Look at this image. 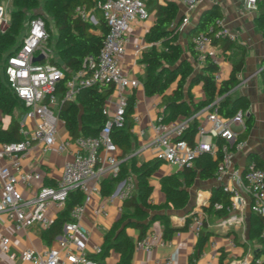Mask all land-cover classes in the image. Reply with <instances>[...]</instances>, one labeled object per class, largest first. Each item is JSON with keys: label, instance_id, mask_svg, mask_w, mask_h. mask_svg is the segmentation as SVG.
Returning <instances> with one entry per match:
<instances>
[{"label": "built area", "instance_id": "obj_1", "mask_svg": "<svg viewBox=\"0 0 264 264\" xmlns=\"http://www.w3.org/2000/svg\"><path fill=\"white\" fill-rule=\"evenodd\" d=\"M6 1L0 0V34L4 32L2 27L8 25L4 7ZM149 1L151 0L99 1L96 6L107 31L97 57L88 56L77 71H69L52 63L48 26L40 14L27 22V29L19 47L6 58L4 71L8 85L25 109L18 118L21 140L0 143V215L5 217L15 231L38 228L43 232L52 224L46 216L49 207L52 206L56 214H59L64 210L71 192L78 191L83 196L81 204L73 207L69 220L64 222L61 233L41 252L24 250L16 254L10 250L8 239L0 235V252L10 260L19 258L32 264H101L90 258L91 255L87 251L91 230L82 223V217L86 206L91 203L92 196L100 197L101 181L105 178H118L120 166L127 159L119 157L110 130L112 126L117 128L124 126L128 108L127 98L133 90L141 86L140 80L128 78L121 73L120 63L130 40L131 24L148 19ZM171 1L183 8L182 19L178 24L176 22L171 24L177 33H182L190 23L192 12L204 0ZM260 2L264 0H242L243 9L247 13H256ZM73 14L83 22L96 23L93 11L85 5H77ZM218 25L215 32L211 30L208 34L197 32L190 38L197 68L209 60L219 69L221 60L227 52L223 51L220 45L213 44L214 40L226 39L242 45L222 26L221 21ZM145 48H137L135 55H139ZM39 56L42 59L34 61ZM215 79L217 82L222 81L219 72L216 73ZM105 84L112 85L113 88L111 95L104 102L102 114L106 121L98 134L95 137L73 138L66 132V138L59 139L57 125L60 123L65 127L64 121L58 115L61 106L74 101L80 89ZM135 108L133 103L132 109ZM244 115L245 112L238 110L231 117L225 118L216 108L207 106L190 117L174 121L164 122L157 116L152 126L153 140L144 150L149 151L155 161L182 170L191 168L194 160L202 153L216 157L218 152L216 140L220 139V161L214 172V181L223 192L229 193L230 197L229 205L226 207L227 215L221 218L217 225L227 229L242 221L236 210L239 193L245 192L249 196V211L262 218L260 237L264 240V167H256L251 162L241 170L232 168L233 152L245 147V142L239 138L233 127L243 124ZM133 120L136 121V118ZM193 120L197 123L195 133L191 139H185L184 136ZM52 146L55 147L57 154L65 157L60 177L54 185H42L34 196L23 198L18 188L30 187L31 181L38 180L40 175L38 172L24 169L22 162L29 158L34 147H39L41 152H44L52 149ZM135 185V177L130 175L117 181L113 193L97 205L95 213L106 217L107 204L114 199L123 202L134 192ZM206 203L203 198L197 199L187 214L189 230L196 238L206 220L203 210ZM213 209L219 211L223 206L216 202ZM117 210L121 212V206ZM54 243L57 247H53ZM156 245L169 247L171 241L147 232L141 240L135 242L134 251L149 252ZM211 247L214 248L212 243ZM91 253L99 255L101 247L94 246ZM261 263H264V258L256 259L253 264ZM153 264H172V260L155 259Z\"/></svg>", "mask_w": 264, "mask_h": 264}, {"label": "trees", "instance_id": "obj_2", "mask_svg": "<svg viewBox=\"0 0 264 264\" xmlns=\"http://www.w3.org/2000/svg\"><path fill=\"white\" fill-rule=\"evenodd\" d=\"M43 4L44 10L52 18L56 30L54 46L59 61L52 60V63L74 72L82 67L88 56L96 58L107 31L105 22L98 12L96 0H43ZM11 5L14 10L9 15L6 30L0 34V62L3 72H5L6 58L19 47L18 45L11 48V45L22 29L26 12L36 8L38 0H11ZM77 5H85L88 9H94L93 13L97 15L96 23L83 22L75 17L73 10ZM147 7L150 12H154V20L145 34V41L150 46L142 52L139 59V63L144 65V75L140 78V82L146 96L160 97L157 116L161 117L164 122L174 121L178 118L190 117L207 106L216 108L217 112L225 118L231 117L238 110L245 112L247 110L246 99L241 96L231 97V91L240 81L239 75L243 71L245 51L240 50L239 57L232 62L229 77L217 82L215 75L218 72V67L209 60L199 66L197 71H194L189 62L183 58L182 48L178 43V33L174 27H171V24L177 22L178 19L176 4L171 0L163 2L151 0L147 2ZM35 15L37 14L30 16L27 22ZM221 19L222 13L217 5L201 12L195 25V31L190 30L185 33L186 48L190 54L194 55L190 43L191 36L197 32L204 34H208L210 30L215 32ZM256 25L264 39V2L258 4ZM47 31L50 37L49 26ZM213 44L220 45L223 51H227L231 48L232 42L220 39L214 40ZM66 78H68V74H66ZM262 79L264 81V77ZM196 84L201 85L203 99L194 104L189 92ZM61 86L60 84V88ZM112 88V85L109 84L82 88L77 92L74 101L61 106L58 115L64 121L69 136L73 138L95 137L98 134L106 121L102 110L105 100L112 93ZM185 95L188 96V100L184 99ZM127 102L124 126L121 128L112 126L110 135L118 148L119 157L128 158L122 162L118 178H105L100 184V195L109 196L117 181L131 174L135 177V190L122 202L121 215L104 234L101 253L98 255L99 260H103L111 251L114 252L118 255V261L115 264H131L135 242L146 235L156 220L162 224V239L164 240H169L175 232L186 231L189 223L187 217L184 225L176 229L171 226L168 215L159 211L185 208L189 201L188 189L193 185L195 178L201 180L213 178L220 161L219 146L221 141L217 139L216 157H212L209 153H202L194 160L191 168H184L179 172L181 179H178L176 175L160 179V190L166 200L160 206L153 205L150 200L153 188L149 178L160 162H141L138 165L134 157H129L134 143V137L130 133L133 126V95L127 98ZM24 109L23 103L11 91L5 76L4 82L0 80V116L9 117V122L6 127H3L0 121V143H13L21 140L18 132V118ZM251 120L249 113L244 122V130L240 133L242 139L246 137L251 127ZM196 125V121L193 120L184 136L185 139L193 137ZM251 162L256 167L264 166L253 154L246 157L245 166ZM229 197L230 194L223 192L220 187H213L207 203L203 206L205 214L213 213L219 221L227 215L226 207L229 205ZM82 200L83 196L78 191L69 194L64 210L59 213V217L46 231L39 234L42 241L50 245L54 238L61 233L64 222L69 220V214L73 207L81 204ZM216 202L223 206L222 210L213 209V204ZM250 213V237L263 244L260 252L264 253V240L260 237L262 218L255 213ZM127 228L137 231L136 241L127 234ZM205 228L204 221L195 245V253L189 257L190 260L199 256L209 239L210 231ZM90 258L94 259L92 255ZM99 260L96 261L99 262ZM219 264H222L221 261Z\"/></svg>", "mask_w": 264, "mask_h": 264}, {"label": "crops", "instance_id": "obj_3", "mask_svg": "<svg viewBox=\"0 0 264 264\" xmlns=\"http://www.w3.org/2000/svg\"><path fill=\"white\" fill-rule=\"evenodd\" d=\"M175 4L177 6V14L179 17L182 15L183 8L179 4ZM214 5H217L222 13V26L233 34L237 38V41L242 43V45L232 43L231 48L226 51L227 53L222 58L218 69L222 80H226L229 77L231 64L239 57L240 50L243 49L245 51L243 71L239 75L240 81L231 91V97L234 98L241 96L246 99L247 110L245 111L244 122L249 113L251 114L252 120L251 127L246 137L243 139L240 137V133L244 130V122L242 125H235L233 127L234 131L238 132L239 138L245 142V147L242 150L233 152L232 168L238 170L243 169L246 157L249 154L257 156L258 160L264 165V81L262 79L264 77V39L256 25L258 11L256 13L245 12L242 0H204L199 3L192 12L190 23L186 26L184 32H182L186 44L185 33L189 32L192 27L196 25L203 10ZM90 10L93 11L94 9ZM98 12L100 14L99 10ZM151 12L153 17L144 21H135L131 24L129 45L126 48L120 63L124 68L125 76L128 78L140 80L144 75V65L139 63V59L142 52L150 46L145 41V34L154 20V12ZM192 18H194V20H192ZM180 34L181 33H178L179 44H181L179 41ZM142 47L146 48L143 49L139 55H135V50ZM183 58L189 62L190 66L194 68V71L198 70L195 65V57L193 54L188 52ZM131 95H133V101L136 107L133 110L132 120L135 117L136 121L133 120V126L130 129V133L134 137V143L131 148L132 153L129 157H134L138 165L141 162L152 163L155 160L152 157H145L144 153L146 150H144V148L154 137L152 126L156 121L157 113L159 111L160 97L146 96L142 85L133 90L129 96ZM189 96L191 97L192 103L196 104L200 102L203 99L201 85H194L190 89ZM184 99L188 100V96L185 95ZM110 108L112 109L113 106L111 105ZM0 121L2 126L6 127L9 122V117L0 116ZM63 128L65 129L64 126ZM59 139L61 138L59 137ZM147 152L149 153V151ZM64 161L65 157L57 154L55 149H48L41 152L39 147H34L31 155L27 160L22 162V165L26 170L38 172L40 178L38 180H32L30 187L24 188L20 186L18 188L22 197L30 198L34 196L42 185H54L56 180L60 177ZM159 168H161L163 172L157 177V184L152 185L150 183L153 188L150 200L155 206L164 204L166 200L164 194L160 190V179L169 175H176L178 179H181L179 173L181 170L161 163L156 170ZM130 176L133 175L131 174ZM213 187H219V185L215 183L214 177L208 180L195 178L193 185L188 189L189 201L185 208L180 210H161L159 212L168 215L171 226L179 229L184 225L187 214L190 213L192 207L196 204L197 199L203 198L204 202L208 201ZM114 188L115 185L113 186L111 194L113 193ZM100 197L104 199L107 196L100 195ZM120 206L122 208V202H119L117 199L108 203L106 206L108 215L106 217L96 214L95 206H86L88 210L86 211L85 208L82 223L91 230V236L94 240L90 241V239L88 243L89 246L92 244V249L94 246L101 247L104 234L121 215L122 211L119 212L117 210ZM248 206L249 196L245 192H240L236 213L241 215L242 221L227 229L218 227V220L213 213H208L206 215L205 229L210 231V236L206 244L203 246L201 251L202 254L200 253L201 255L196 259L192 258L190 260L189 257L195 253V245L198 237L196 238L192 235L188 223L186 231L175 232L171 236L169 239L171 241V246L163 247L156 245L149 252L134 251L131 264H153L155 259H171L172 264H219L220 261L222 264H253L256 259L263 260L264 253L260 252L263 244L256 241V239L251 238L249 234L251 213ZM59 215L60 214H56L52 206L46 211V216L52 221V223L56 221ZM126 232L134 241H136L137 231L135 229L127 228ZM148 232H152L162 238L161 222L159 220L154 221ZM40 233L41 232L38 228H31L26 231H15L5 217L0 215V235H3L8 239L10 250L16 254L24 250L41 252L46 249L49 245L42 241L39 236ZM211 243L214 245V248L211 247ZM51 244L52 242L50 245ZM88 253L92 255L94 259L99 260L98 255H93L90 251H88ZM257 254L259 255L256 256ZM221 257L222 259H220ZM117 261L118 255L112 251L103 260H99L101 264H115ZM0 264L32 263L22 261L19 258L10 260L6 255L0 252Z\"/></svg>", "mask_w": 264, "mask_h": 264}, {"label": "rangeland", "instance_id": "obj_4", "mask_svg": "<svg viewBox=\"0 0 264 264\" xmlns=\"http://www.w3.org/2000/svg\"><path fill=\"white\" fill-rule=\"evenodd\" d=\"M97 2H98V0H96V4H97ZM4 7H5V12H6V18H7L8 22H9V15L14 10V8L11 5V0H7L5 2V6ZM34 14H40V15H42L43 18L45 19V21L48 23V26L50 28L49 48L52 51V60L53 61H59V58L57 56V53H56V50H55V46H54L55 45V40H56V30L54 28V24H53L52 18L44 10L43 0H38V6L36 8H34V9H31V10H29V11L26 12V18H25L24 22L22 23V29L20 30L19 34L15 37V41L11 45V48H14L15 46H18L19 45L20 40H21L23 34L25 33V31L27 29V19L30 16L34 15ZM94 17H95V20H96L97 19V15L94 14ZM150 17H153V15H152V12H150L148 10V18H150ZM192 20H194V18H192ZM6 28H7V26L2 27L3 31L6 30ZM179 41L181 43L180 46L182 48V56L184 57V56H186L188 54V52H187L186 43H185V40H184V34L183 33L180 34ZM128 45H129V43L127 44V46ZM127 46H126V48H127ZM122 57H123V55L121 56V58ZM132 59H133V57H132ZM120 71H121V73L123 75H125L124 68L121 65H120ZM4 73L5 72H3L2 63L0 62V80L2 82L5 81ZM125 92H126V94H128V90H126ZM57 131H58V135H59V137L61 139H65L66 138V136H67L66 131H65V129L63 128V126L60 123L57 125ZM56 145H57V143L55 144V146ZM52 149H55V147L52 146ZM144 155H145L146 158L151 157V154L148 153L147 151L144 153ZM162 172H163V170L161 168H159L158 170H156V171L153 172V175L150 177V183L152 185L157 184V181H156L157 180V177H159ZM101 202H103V199L100 198L97 195H94V196H92V200H91V203L89 205L97 207V205L100 204ZM87 210H88V208H86V211ZM95 232H96V230H95ZM90 239H91L90 241H93L94 240L92 236H91ZM91 245L92 244H90V246H89V243L87 244V251H90V252L93 251ZM53 247H57V244L54 243L53 244Z\"/></svg>", "mask_w": 264, "mask_h": 264}, {"label": "water", "instance_id": "obj_5", "mask_svg": "<svg viewBox=\"0 0 264 264\" xmlns=\"http://www.w3.org/2000/svg\"><path fill=\"white\" fill-rule=\"evenodd\" d=\"M181 19H182V16H179L178 19H177L176 24H178V22H179ZM191 30L195 31V25L192 27ZM41 59H42V57L39 56L38 58H35L34 61H39V60H41Z\"/></svg>", "mask_w": 264, "mask_h": 264}]
</instances>
